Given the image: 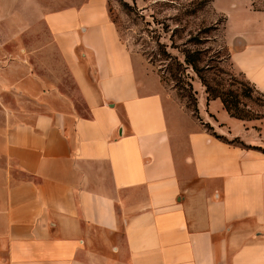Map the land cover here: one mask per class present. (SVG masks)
I'll return each mask as SVG.
<instances>
[{
	"label": "crops",
	"instance_id": "0c3cea01",
	"mask_svg": "<svg viewBox=\"0 0 264 264\" xmlns=\"http://www.w3.org/2000/svg\"><path fill=\"white\" fill-rule=\"evenodd\" d=\"M72 1L42 24L87 115L3 128L0 264H264V118L203 91L194 116L136 63L106 0ZM230 50L264 93V10Z\"/></svg>",
	"mask_w": 264,
	"mask_h": 264
},
{
	"label": "rangeland",
	"instance_id": "374dc122",
	"mask_svg": "<svg viewBox=\"0 0 264 264\" xmlns=\"http://www.w3.org/2000/svg\"><path fill=\"white\" fill-rule=\"evenodd\" d=\"M106 1L109 17L136 63L194 116L197 98L207 87L238 95L246 86L231 64L230 43L235 36L250 38L263 28L264 0ZM67 3L0 0V142L6 124L31 122L36 113H61L69 122L87 115L42 24L45 12ZM259 100L264 102V94ZM5 168L0 153V180Z\"/></svg>",
	"mask_w": 264,
	"mask_h": 264
},
{
	"label": "trees",
	"instance_id": "16d2710c",
	"mask_svg": "<svg viewBox=\"0 0 264 264\" xmlns=\"http://www.w3.org/2000/svg\"><path fill=\"white\" fill-rule=\"evenodd\" d=\"M187 64L191 65L192 68H194L192 61H189ZM244 81L246 83V86L242 85V88L239 90L238 95L234 91L217 92L214 89L211 90L207 87L205 91L206 99H219L225 111L231 117L239 120H252L262 117L264 118V102L262 100H259V97H263L264 93L258 91L245 79ZM240 100L241 102L245 101V104L241 103ZM250 105L258 108L261 111H257L254 108H251Z\"/></svg>",
	"mask_w": 264,
	"mask_h": 264
}]
</instances>
